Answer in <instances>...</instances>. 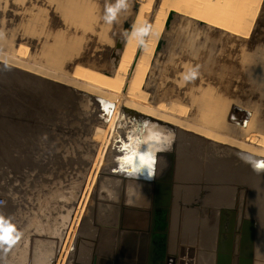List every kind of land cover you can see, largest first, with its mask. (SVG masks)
Wrapping results in <instances>:
<instances>
[{
    "label": "rangeland",
    "instance_id": "1",
    "mask_svg": "<svg viewBox=\"0 0 264 264\" xmlns=\"http://www.w3.org/2000/svg\"><path fill=\"white\" fill-rule=\"evenodd\" d=\"M66 1L0 0V197L5 199L0 206V217L3 221L13 226L10 220L20 215L18 210L34 205L30 198L36 197L34 193L37 194L41 182L50 187L54 184L47 181L67 185L87 169V179L91 181L83 191L73 224L72 232L76 230L70 258L73 256V264H92L102 231L96 215L101 216L111 204L121 203L111 200V191H118L131 176L149 181L164 179L173 155L169 264H198L200 258L203 259L199 264H215L219 211L237 209L240 202L237 196L243 189L242 234L247 238L249 221L255 222L254 264H264V168L260 167L264 165V151L166 115L167 109L222 130L229 131L230 126L237 129V135L264 144V0H231L227 6L226 0H219L222 8H231L240 20L245 16L250 20L256 11L254 7H261L252 33L239 36L206 23L196 24L186 16L170 17L163 36L156 41L153 68L148 58L145 63L138 59L136 67L141 66L140 75L134 88L127 83L134 54L132 51L113 53L120 42H125L124 35L131 32L140 5L146 6L148 12L152 0H128L126 12L122 11L111 27L102 19L106 0H92L93 5L91 0ZM70 5L84 7L89 20L96 17L84 22L74 19V30L69 25L71 19L60 10ZM145 10L143 14L148 16ZM104 30L108 31L104 33ZM49 31L55 40L46 57L47 65L41 56L45 54L44 39ZM102 36L107 39L103 40ZM113 40L111 48L109 44ZM135 45L136 40L132 42L133 49ZM63 49L69 55L60 54ZM112 51L108 60L93 59L92 52L103 56ZM53 68L60 72L57 74ZM193 71L195 78H191ZM69 74L73 78L63 77ZM185 77L189 79L186 81ZM94 86H103L121 96L133 93L150 106L156 105L155 111ZM86 130H95L96 152L93 146L89 149L92 156L96 154V170L83 156L84 149L78 148L79 137L85 136ZM64 147H69L71 152L65 154ZM136 149L138 153L133 154L131 151ZM141 155L153 158L151 168L140 164ZM135 165L137 175L133 172ZM119 167L125 172L123 180L115 177ZM117 179L122 180L120 185ZM119 193L122 194L121 189ZM98 230L95 239L93 232ZM173 233L179 237L175 239ZM171 260L174 262L170 263Z\"/></svg>",
    "mask_w": 264,
    "mask_h": 264
},
{
    "label": "bare ground",
    "instance_id": "2",
    "mask_svg": "<svg viewBox=\"0 0 264 264\" xmlns=\"http://www.w3.org/2000/svg\"><path fill=\"white\" fill-rule=\"evenodd\" d=\"M66 1V0H65ZM73 1V0H72ZM90 1V0H88ZM147 1V0H146ZM251 2L250 0H245V2ZM67 2V1H66ZM85 2V1H84ZM83 2V3H84ZM92 2V0L90 1V3ZM93 2H97L96 0ZM148 2V1H147ZM231 2V0H226V5L227 6L229 3ZM64 4V2H62ZM61 3V4H62ZM72 3V2H69ZM78 3V1H77ZM92 4V3H91ZM91 4H89L88 6H90ZM94 4V3H93ZM92 4V5H93ZM99 5V2L97 3ZM96 4V5H97ZM139 4V3H138ZM250 4V3H249ZM60 5V4H58ZM57 5V6H58ZM67 5V4H66ZM79 5V4H78ZM78 5H70V6H64V8H60V10L63 9V11L65 12V14L71 19V21L69 22V25L71 28H73L74 30L76 29V25H74V19L79 18L82 22H84V20H89V18L86 16L88 15V13L86 14V12L84 10V7H79ZM91 5V6H92ZM86 6V5H85ZM95 6V5H94ZM92 6V7H94ZM60 7V6H59ZM102 7V6H101ZM131 7V6H130ZM144 5H140L138 11L136 12V19H135V23L134 26L135 27H141V26H147L150 28V32H149V39L146 38V43L145 44H140L136 41V45L135 48H132V42L135 39H131L129 40L127 37L128 35H130V33H128L127 35L125 34L124 37L125 39L123 42H120V45L118 47V50H116L115 52H109V53H104V55H99L95 52H92V56L93 59H100L101 61H104V59L106 58L107 60L109 59V57L111 56V54L113 53V55L115 54H124V52L129 53L130 51H132V53L134 54V62H132L131 66H132V71L131 74L129 75V80H127L128 85L131 88H134V85H136L137 81L139 80V75H140V65H137L138 68L136 67V63L138 62V59L142 58L141 62L144 61V63L146 62V58H148L147 62L149 63L150 68H153V64H154V59L156 58V50H157V40L159 38H161L163 36V32L164 30H166V23H168V20L170 17H174L175 15H182V16H186L188 18H190L193 22L197 23H206L210 26L219 28L220 30H224L227 31L228 33H232L235 34L236 36H239L243 33L246 34H250L252 27L257 19V16L259 14L260 8L261 7H254V9H256V11L252 14V16L250 17V20L248 18H246V16L243 19H236L237 16L232 12V9L230 8V10H228L227 7H221L219 5V0H152L151 4L148 5V12L147 10H145ZM132 9V7H131ZM97 10H99L97 8ZM130 11V9H128ZM145 10V14L147 13L148 16H145L144 13ZM89 11V10H88ZM87 11V12H88ZM57 12V11H56ZM90 12V11H89ZM95 12V11H94ZM126 12V11H125ZM131 12V11H130ZM97 13V12H96ZM99 13V12H98ZM133 13V12H132ZM100 14V13H99ZM98 14V15H99ZM122 14V13H121ZM62 15V14H61ZM97 15V14H96ZM58 16V15H57ZM101 16V15H100ZM56 17V16H55ZM90 17V14H89ZM92 17V16H91ZM90 17V18H91ZM96 17V16H95ZM93 16V19L95 18ZM123 17V16H122ZM67 18V17H66ZM68 18V19H69ZM63 19V18H62ZM92 19V20H93ZM101 19V18H98ZM176 19V18H175ZM174 19V21H176ZM91 20V19H90ZM89 20V21H90ZM91 20V21H92ZM100 22V20H98ZM97 21V22H98ZM249 21V22H248ZM178 22V21H177ZM183 22V21H181ZM186 22V21H185ZM264 22V21H263ZM122 23V22H121ZM176 23V22H175ZM96 24V23H95ZM123 24V23H122ZM186 24V23H185ZM99 25V23L97 24ZM96 25V26H97ZM105 25V24H104ZM121 25V24H120ZM124 25V24H123ZM208 25H205L208 26ZM94 26V25H93ZM107 26V25H106ZM110 26V25H109ZM108 26V27H109ZM113 26V25H111ZM110 26V27H111ZM198 26V25H197ZM204 26V25H203ZM100 27V26H99ZM102 27V25H101ZM109 27V28H110ZM96 28V27H95ZM94 28V29H95ZM124 28V27H123ZM261 28V27H260ZM52 29V26H51ZM63 29V28H62ZM93 29V28H92ZM91 29V30H92ZM112 29V28H111ZM133 29V28H132ZM131 29V31H132ZM182 29V28H181ZM218 29V31H219ZM58 30V29H57ZM123 30V29H122ZM51 31V30H50ZM47 33L44 41H45V51L44 49H42L44 51H42V57H45V60H43V62L45 64L46 63V57L50 52L51 49V45L53 44L54 40H55V36L53 37V34H51L52 32ZM94 31V30H93ZM105 31L108 30H104V33H106ZM199 31V30H198ZM259 31V30H258ZM55 32V31H54ZM68 32V31H66ZM114 32V31H113ZM192 32V31H191ZM73 33V32H72ZM93 34V32H91ZM96 33V32H95ZM102 33V32H101ZM109 34V32H107ZM221 33H223L221 31ZM252 33V32H251ZM55 34V33H54ZM190 34V33H189ZM198 34V33H197ZM106 35V34H105ZM104 35V36H105ZM116 35V34H115ZM192 35V34H191ZM203 35V33H202ZM228 35V34H227ZM230 35V34H229ZM234 35V36H235ZM258 35V34H257ZM94 36V35H93ZM107 36V35H106ZM70 37V36H69ZM90 37V36H89ZM95 37H97L95 35ZM103 37V36H102ZM108 37V36H107ZM190 37V36H189ZM198 37V36H197ZM225 37V36H224ZM249 37V36H248ZM94 38V37H93ZM99 38V37H98ZM101 38V37H100ZM107 39L106 37H103V40ZM223 38V37H222ZM221 38V39H222ZM228 38V37H227ZM235 38V37H234ZM90 39V38H89ZM195 39V38H194ZM202 39V38H201ZM248 39V38H247ZM71 40V39H70ZM99 41V39H97ZM102 38L100 39V43H101ZM109 40V39H108ZM111 40V38H110ZM109 40V41H110ZM151 40H153L155 43H150L152 42ZM224 40V38H223ZM241 40V38H240ZM97 41V42H98ZM108 41V42H109ZM190 41V40H189ZM234 41V40H233ZM243 41V40H242ZM107 42V41H106ZM111 42V41H110ZM228 41H226L225 43H227ZM232 42V41H231ZM241 42V41H240ZM74 43V42H72ZM99 43V44H100ZM103 44H105V41L102 42ZM114 43V40L112 42V44ZM130 43V44H129ZM223 43V41H222ZM242 43V42H241ZM100 44V45H103ZM109 44L110 47L112 48L114 46V44ZM243 44V43H242ZM246 44V43H245ZM112 45V46H111ZM221 45V44H220ZM224 45V44H222ZM237 45V42H236ZM235 45V46H236ZM244 45V44H243ZM248 45V44H247ZM43 46V45H42ZM47 46V47H46ZM229 46V43H228ZM232 46L234 47V44H232ZM241 46V45H240ZM189 47V46H188ZM223 46H221L222 48ZM227 49V45L225 46ZM243 47H246L245 45ZM242 47V48H243ZM235 48V47H234ZM40 49V50H41ZM224 48H222V50H225ZM233 49V48H231ZM244 49V48H243ZM247 49V48H246ZM222 50L220 51L222 53ZM240 51V50H239ZM245 51V50H244ZM243 51V54H244ZM247 52V51H246ZM251 52V51H250ZM10 53V52H9ZM13 53V52H12ZM69 52H66L65 49H63V51L61 50L60 54H64V56H67ZM226 53V51H225ZM103 54V53H102ZM224 54V53H223ZM235 54V53H234ZM242 54V53H241ZM251 54V53H249ZM40 55V54H39ZM222 55V54H221ZM220 55V56H221ZM228 56V55H227ZM247 55H245L246 57ZM24 57V56H23ZM222 57V56H221ZM40 58V57H39ZM40 58V59H41ZM227 58V57H226ZM225 58V59H226ZM242 58V57H241ZM11 59V58H10ZM15 59V58H14ZM22 59V58H21ZM38 59V61L40 60ZM246 59V58H245ZM17 60V59H16ZM42 60V59H41ZM42 62V61H41ZM191 62V61H190ZM242 62V61H241ZM240 62V63H241ZM27 63V62H25ZM40 63V62H39ZM48 65V64H47ZM45 65V66H47ZM41 67V64H40ZM39 67V68H40ZM44 68H48L44 67ZM149 68V69H150ZM50 69V68H49ZM52 69V68H51ZM54 69V68H53ZM56 70V69H54ZM53 71V70H52ZM58 71V70H56ZM60 71L56 72L57 74ZM63 72V71H61ZM66 73V72H65ZM61 75H63L62 73H60ZM68 74V73H66ZM72 75V74H71ZM128 75V73H127ZM74 76V75H73ZM66 78H73L69 76H63ZM75 78V77H74ZM78 78V77H77ZM127 78V77H126ZM150 78V76H149ZM80 79V78H79ZM85 79V78H84ZM82 80V79H81ZM88 81V80H87ZM90 81V80H89ZM148 81V78L144 81V85H146V82ZM84 82V81H83ZM86 82V80H85ZM91 82V81H90ZM94 84V83H92ZM96 85V84H94ZM98 85V84H97ZM103 87V86H101ZM99 86H94L93 88L98 89V90H102L104 92H108L107 90L101 88ZM108 93H111L113 95H118L119 97H122L126 100L132 101L142 107L151 109L153 111H155V109L153 107H155L156 105H154L153 107L150 106L149 103L144 102L143 100H141L140 98H135V97H139V96H135L133 93H131V96H126L124 95H119L117 92H113L112 90ZM130 93V91H129ZM263 93V92H262ZM121 94V93H120ZM261 94V93H260ZM264 95V94H263ZM261 95V96H263ZM263 101V100H262ZM264 103V102H262ZM152 105V104H151ZM158 112V111H157ZM164 112V111H162ZM161 113V111H160ZM165 114V113H163ZM166 115H168L169 117H172L184 124L190 125L192 127H196L199 129H202L204 132H208L210 134H214L216 136H220V137H224V138H228L230 140L242 143V144H246L248 146L251 147H255L260 149L261 151H264V144L255 142V141H251V140H247L245 137L239 136L236 134L237 129L228 126L227 129L229 131L226 130H222L219 129L215 126H212V124L210 125L209 123L203 121V120H195L192 119L188 116L182 115V114H177L174 113L172 111H169L166 109ZM234 132V133H233ZM36 156V155H35ZM171 162L172 165L170 167V169L168 170V176L165 177L164 179H157L156 181H149V180H145L142 178H131V179H125L122 184L119 186L122 192H127L128 190H131V193L134 192L135 189H137L138 187L142 186L143 188H145V190L151 191L153 193V195L155 194V192L161 193L165 195V200H169L170 206L169 208H166L167 210H165V222H166V231H168L169 233V217H170V210H171V203H172V197H170V195H173V189H172V177H173V163H174V156L171 155ZM42 165V164H41ZM48 173V172H47ZM48 177V176H47ZM36 178V177H35ZM111 184V183H110ZM155 188H157V190L155 191ZM123 194V193H122ZM170 194V195H169ZM168 198V199H167ZM153 204V201L151 203V205ZM243 206H244V190H242L241 194H240V202H239V207H238V215H237V220H234V215H232L231 218V223L234 224V222L236 221V230L235 232H233V227L232 224L230 225L231 227V231L228 233V237L229 241L226 240L225 237V233L224 231H221L220 237L218 236V245H217V249H216V259L219 256V264H220V260L221 258L224 256L227 258L228 264H254V259H253V235H254V230H255V222L253 221H249L250 224V232H249V236H247V238H241V225L243 224L244 221V216H243ZM108 209V208H107ZM102 212V211H101ZM221 212L223 213V224L226 221V217H225V213L226 210H221ZM232 214H234L232 211H230ZM103 214V213H102ZM99 217V213L98 215H96V217ZM106 216H110L108 214V210H107V214ZM102 218V216H100ZM222 220V219H221ZM99 225V224H98ZM101 227V226H100ZM220 229V228H219ZM223 229V228H222ZM76 230V229H75ZM74 230V232H75ZM228 232V231H227ZM264 232V231H263ZM236 233V237L234 242L233 240V234ZM244 237V236H242ZM99 239V238H98ZM223 240H226L225 242ZM248 241V245L249 248L246 249L245 245H247ZM98 243V240L96 241ZM233 242V243H232ZM234 245V246H233ZM248 250V251H247ZM95 254V253H94ZM198 259V258H197ZM199 260V259H198ZM216 262V261H215ZM200 263V261L198 262V264Z\"/></svg>",
    "mask_w": 264,
    "mask_h": 264
},
{
    "label": "crops",
    "instance_id": "3",
    "mask_svg": "<svg viewBox=\"0 0 264 264\" xmlns=\"http://www.w3.org/2000/svg\"><path fill=\"white\" fill-rule=\"evenodd\" d=\"M79 139L82 142L79 141L78 148L84 149L83 156L93 164L96 170V154L92 156L89 149L93 146L96 152L95 130L87 131V134L80 136ZM64 149L65 154L71 152L69 147ZM131 152L138 153L137 149ZM137 168V165L133 166L135 175H137L135 173ZM118 169L121 171L119 172ZM122 169L120 167L116 169L115 177L123 180L125 172H122ZM131 178L140 177L131 176ZM89 180L91 181L89 177L87 179L86 169L82 173L79 172V175L72 178L67 185L61 181H47L54 184V187L43 182L38 184L37 194L34 193L36 197L30 198L34 205L18 210L20 215L17 214L10 220L14 222L13 236L19 234V239L11 247L7 244L0 246V264H58V262L73 264V256L69 258L72 241L74 242L73 224L77 219L81 197L90 183ZM117 180L120 185L122 180Z\"/></svg>",
    "mask_w": 264,
    "mask_h": 264
},
{
    "label": "flooded vegetation",
    "instance_id": "4",
    "mask_svg": "<svg viewBox=\"0 0 264 264\" xmlns=\"http://www.w3.org/2000/svg\"><path fill=\"white\" fill-rule=\"evenodd\" d=\"M136 190H137V193H136ZM156 190H157V188H155V191ZM243 190L245 191V189H243ZM116 191L117 190L111 191L112 195L110 196V198L113 202H117V200H118L121 203L111 204L108 206L107 210H108V213H110V214H115L119 210V212H120V215L118 218L119 219V228H118L119 235L121 237V232L125 231L127 234V237H128V240H126L127 238L125 237V239L123 238V242H121V243L118 242V245H117L118 251L120 250L121 246L124 248H127V249H134L135 253H134V255H132V257L130 258L129 261L133 262L135 264H138L140 262L139 256H138L139 248L143 245V239H146L147 244L149 245L148 246L149 247V254H148V258H147V263H154V261H151V259H150L151 254H153V252H154L153 247L156 248V246L159 245V241L161 239L162 234L167 232V234H168L167 255L169 256V254H170L169 246L171 243V237H170V233H168V231H166L167 226H166V222L164 219L165 210H167L166 209L167 206L165 204V195L161 194V193L156 194L157 192H155V194L153 195V193H152L151 203L153 201V204L148 207V205H147L148 199L147 198L144 199V196L141 197V194L148 193V190H145V188H143L142 186L135 189L134 190L135 193H131V190H128L126 193L122 192L123 194L119 193L120 189L117 192ZM241 192L238 194L237 199L238 198L240 199ZM244 198H245V194H244ZM221 210H226V213H225L226 221L224 222V225L222 226V224H223V222H222L223 221V213L221 211H219V228L220 229H219L218 236L220 237L221 231L223 230L225 233V237H228V233L231 231V227H230V225L232 224L231 218H232V215H234V220H237L238 207H237V209H236V207H235V209H234V207L233 208H221ZM133 211L138 212L139 215L142 214L141 215L142 217L141 216L137 217L136 220L130 222V220H129L131 217L130 214H133L134 213ZM230 211H232L234 214H232ZM140 212H141V214H140ZM144 212H148L151 215L150 224H149V227L147 226V228H144L145 227L144 220H143V213ZM244 214L245 213L243 212V216H244ZM175 216H176V211L173 212V219ZM125 218L126 219L128 218L127 222H126ZM123 223H126L128 228H123ZM232 227H233V232H235L236 221L234 222V224H232ZM244 227H245V225H244V221H243V224L241 225V238L243 236L242 232L244 230ZM109 230L112 233H114L115 228H109ZM248 230H251L250 225L248 227ZM97 232L99 234V230L93 232V237H95V239L97 236ZM111 232H109V237L111 236ZM172 232H173V224H172ZM173 236L175 239H176V237H179L174 233H173ZM235 237H236V233L233 234V240H232L233 242L235 240ZM227 239H229V237L226 238V240ZM226 240H223V241L225 242ZM227 241H229V240H227ZM246 244L247 245H245V247H246V249H248L249 248L248 241ZM217 245H218V237H217ZM217 245H216V249H217ZM216 249H215V261H216L215 264H217V260L219 261V256L216 259ZM192 259H193V257L188 258L189 262H191ZM202 259L200 258L199 261L201 262ZM107 260H109L111 262L113 261L112 258H107ZM168 261L169 260L167 258V260L165 261V264H169ZM172 262H174V260L173 261L171 260L170 263H172ZM203 262H205V258H204Z\"/></svg>",
    "mask_w": 264,
    "mask_h": 264
},
{
    "label": "water",
    "instance_id": "5",
    "mask_svg": "<svg viewBox=\"0 0 264 264\" xmlns=\"http://www.w3.org/2000/svg\"><path fill=\"white\" fill-rule=\"evenodd\" d=\"M106 113L109 114L108 112H106ZM143 196H144V199L145 198L148 199V202H147L148 207L151 206L152 192L148 191V193L141 194V197H143ZM170 197H171V195H170ZM165 204H166L167 208H169V206H170L169 200H165ZM133 212H134L133 214H130L131 215V217L129 219L130 222L136 220L137 217H140L142 215L141 212H140L141 215H139L138 212H136V211H133ZM102 213H103L101 215L102 218L101 217L97 218V222L98 221L100 222L99 225L101 226L102 231H100V234H99V239H98V243H97V253L93 257L92 264H135V263L129 261L130 258L132 257V255H134V253H135L134 249H127V248H124L121 246L120 250L118 251V246H117L118 242H120V243L123 242V238L125 239V237L127 238L126 240H128V237H127V234L125 231L121 232V237L119 235V230H118V228H119V219L118 218L120 215L119 210L115 214L108 213L110 216H106L107 209H105V211L103 210ZM99 218H100V220H99ZM150 218H151V215L148 212L143 213V220H144V224H145L144 228H147V226L149 227ZM127 219H126V222H127ZM109 228H115L114 233H112L109 230ZM123 228H128L126 223H123ZM109 232H111L110 237H109ZM167 239H168V234H167V232H165L161 236V239L159 241V245L156 246V248L153 247L154 252H153V254H151L150 259H151V261H154V263H147V258H148V254H149V247H148L149 245L147 244V240L143 239V245L139 248V252H138V256H139V260H140V262L138 264H165V261L168 258V255H167ZM101 256L103 257V259H101L102 258ZM107 258H112L113 261L111 262V261L107 260ZM217 264H219L218 260H217ZM220 264H228L227 258L223 256L220 260Z\"/></svg>",
    "mask_w": 264,
    "mask_h": 264
},
{
    "label": "clouds",
    "instance_id": "6",
    "mask_svg": "<svg viewBox=\"0 0 264 264\" xmlns=\"http://www.w3.org/2000/svg\"><path fill=\"white\" fill-rule=\"evenodd\" d=\"M128 8V0H115V2H109V0H106L105 8H104V15L102 17L103 21L106 24H113L118 19L119 14L122 11L127 10ZM150 28L147 26H141V27H135L133 26V29L128 35V39H135L140 44H145L146 40L145 38L149 35ZM195 71L191 73V78H195ZM186 81L189 79V77L184 78ZM15 229L14 226L9 224L7 221H3V218L0 217V246L3 244H7L9 247H11L12 244L16 242L17 239H19V234H16L15 237L13 236Z\"/></svg>",
    "mask_w": 264,
    "mask_h": 264
},
{
    "label": "snow or ice",
    "instance_id": "7",
    "mask_svg": "<svg viewBox=\"0 0 264 264\" xmlns=\"http://www.w3.org/2000/svg\"><path fill=\"white\" fill-rule=\"evenodd\" d=\"M139 160H140V164L141 165H146L149 168H151L152 165L154 164V160H153V158L150 155L149 156L141 155L139 157ZM127 162H130V161L129 160H125V163H127ZM260 167L264 168V165H260Z\"/></svg>",
    "mask_w": 264,
    "mask_h": 264
},
{
    "label": "built area",
    "instance_id": "8",
    "mask_svg": "<svg viewBox=\"0 0 264 264\" xmlns=\"http://www.w3.org/2000/svg\"><path fill=\"white\" fill-rule=\"evenodd\" d=\"M4 203H5V199L3 198V197H0V206H3L4 205ZM72 243H73V241H72ZM71 249H73V244H72V248ZM70 258V257H69ZM61 261V260H60ZM64 261V260H63ZM58 264H60L59 262H58Z\"/></svg>",
    "mask_w": 264,
    "mask_h": 264
},
{
    "label": "trees",
    "instance_id": "9",
    "mask_svg": "<svg viewBox=\"0 0 264 264\" xmlns=\"http://www.w3.org/2000/svg\"><path fill=\"white\" fill-rule=\"evenodd\" d=\"M69 55V54H68Z\"/></svg>",
    "mask_w": 264,
    "mask_h": 264
}]
</instances>
